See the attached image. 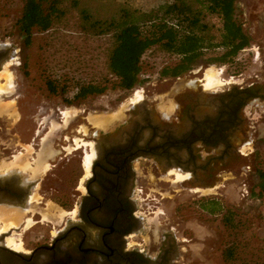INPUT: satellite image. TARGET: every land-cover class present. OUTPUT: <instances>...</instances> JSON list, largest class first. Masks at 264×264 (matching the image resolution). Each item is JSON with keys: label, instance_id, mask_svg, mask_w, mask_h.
<instances>
[{"label": "flooded vegetation", "instance_id": "flooded-vegetation-1", "mask_svg": "<svg viewBox=\"0 0 264 264\" xmlns=\"http://www.w3.org/2000/svg\"><path fill=\"white\" fill-rule=\"evenodd\" d=\"M12 51L0 53V72L18 59ZM202 81L143 91L103 126L89 116L65 123L71 110L54 100L27 109L16 84L0 123V264H178L185 241L175 229L155 238L151 193L177 175L191 193L215 189L250 144L248 106L264 102V82L211 90Z\"/></svg>", "mask_w": 264, "mask_h": 264}, {"label": "rangeland", "instance_id": "rangeland-1", "mask_svg": "<svg viewBox=\"0 0 264 264\" xmlns=\"http://www.w3.org/2000/svg\"><path fill=\"white\" fill-rule=\"evenodd\" d=\"M118 1L150 11L167 0ZM24 2L0 0V43L10 44L12 53H16L14 55L18 59L13 57L11 61L14 64L9 70L15 76V85H18L15 95H23L19 99H24L20 105L27 109L33 106L44 108L48 106V99L54 100V104L59 103L61 111L68 108L70 112H75L77 117L72 121L78 124L83 122L82 117L85 116L107 118L113 114H122L139 101H134L138 92L142 98L143 91L148 96L163 95L172 89L173 92L181 89L185 83L192 85L202 81L210 69L220 73L226 85L235 84L230 87L239 88L250 83L264 82V0H235L236 18L251 38V45L234 62L222 65L215 61L221 51L210 50L189 72L180 77H163L161 71L165 67L174 66L178 59L159 49L152 50L143 58V73L139 84L130 91L112 87L115 79L108 69L112 37H93L85 33L74 11L69 12L50 31L35 34L32 44L27 46L17 26ZM209 22L218 24L216 17H210ZM106 79L113 82L108 84L109 89L103 94L74 101L80 85H106ZM52 81L58 87V93L47 98L46 84ZM226 85L214 89L228 88ZM3 98L5 96L2 97L4 102ZM247 111L248 117L252 119L248 136L250 144L242 150L245 156H240L226 168L220 169L213 193L204 195L194 190L191 193L178 182L166 184L163 181L157 182V191L162 195L151 193L157 199L158 208L154 209L156 214L152 217H155L148 225L155 238L158 240L169 229H175L172 230V238L178 237L185 241L180 244L183 250L179 253L178 264H226L222 252L234 237L230 236L225 225L239 218L246 222V226L240 232L233 233L238 234L237 238L244 246L240 250V262L235 264H264V196L258 197V172L264 169V102H252ZM5 117H0V123ZM213 198L222 204L223 212L211 215L197 206L198 201ZM63 217L64 214L60 219ZM245 227L248 229L245 230Z\"/></svg>", "mask_w": 264, "mask_h": 264}, {"label": "trees", "instance_id": "trees-1", "mask_svg": "<svg viewBox=\"0 0 264 264\" xmlns=\"http://www.w3.org/2000/svg\"><path fill=\"white\" fill-rule=\"evenodd\" d=\"M235 10V0H167L150 11L118 0H25L17 26L29 46L35 34L50 31L69 12H76L85 33L93 37H112L108 60L109 73L115 79L112 87L130 91L139 84L143 58L152 50L159 49L178 59L174 66L161 71L163 77H180L189 72L210 50L221 51L215 57L218 63L234 62L251 45V38L237 20ZM210 17H216L218 24H211ZM104 82L106 85H80L74 101L103 94L113 81ZM46 85L49 91L58 93L54 81ZM258 175V197H262L264 169L259 170ZM197 206L211 215L224 210L214 198L202 199ZM244 226L246 222L240 218L225 225L234 237L222 252L226 264L240 262V250L244 246L238 234L233 233L240 232Z\"/></svg>", "mask_w": 264, "mask_h": 264}, {"label": "bare ground", "instance_id": "bare-ground-1", "mask_svg": "<svg viewBox=\"0 0 264 264\" xmlns=\"http://www.w3.org/2000/svg\"><path fill=\"white\" fill-rule=\"evenodd\" d=\"M14 64V62L9 61L6 65L3 71L0 72V117L4 116L5 114L9 113L10 110H12L15 105L14 103H6L2 101V97H7L10 96L14 93V91L16 90V86H15V76L13 75V73L9 70V67H11ZM221 74L216 72L215 70H208V72L205 75V79L202 81L203 83H205V86L207 87V89H214L216 87H220V86H224L226 85L222 79H221ZM4 81V82H2ZM136 100H134L135 102H137V100H141L142 99V94L141 93H137L135 94ZM134 102V103H135ZM67 117L65 118L66 123L69 120H73L75 117H77V115L75 114V112H67L66 113ZM17 118V116L15 117ZM118 118L117 114H113L111 116H107V118H103V116H89V121L96 125V126H103L106 122L109 121H114ZM184 178L182 176H178L177 179L175 180V182H179L181 180H183ZM195 192H201L204 195L213 193L214 190L212 189H208V190H199L196 189L194 190ZM13 224H7L5 225L4 231L8 230L10 228V226Z\"/></svg>", "mask_w": 264, "mask_h": 264}, {"label": "water", "instance_id": "water-1", "mask_svg": "<svg viewBox=\"0 0 264 264\" xmlns=\"http://www.w3.org/2000/svg\"><path fill=\"white\" fill-rule=\"evenodd\" d=\"M9 47H10V45H7L5 42L0 43V53L1 52H3V53L7 52L9 50ZM6 60H8V57H5L2 61L4 62ZM185 188L190 189V190L193 189V188H189V187H185Z\"/></svg>", "mask_w": 264, "mask_h": 264}]
</instances>
